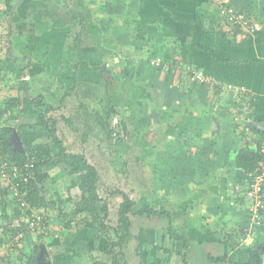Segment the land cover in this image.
I'll return each instance as SVG.
<instances>
[{
    "label": "crops",
    "instance_id": "obj_1",
    "mask_svg": "<svg viewBox=\"0 0 264 264\" xmlns=\"http://www.w3.org/2000/svg\"><path fill=\"white\" fill-rule=\"evenodd\" d=\"M66 5L92 22L80 37L100 33L105 42L87 47L80 38L75 41ZM218 5L246 14L259 35L234 33L218 15ZM50 16L67 26L50 27ZM0 37L5 42L0 102L14 99L18 105L14 110L4 105L0 114L12 121L16 133H29L30 146L46 135L37 120L40 101L63 111L72 107L65 121L86 137L83 142L109 143L98 133L105 126L100 117H107L108 100L118 104V112L124 106L130 110L133 145L136 135L155 129L156 137L142 143L143 150H153L144 170L150 174L148 190L157 196L148 201L157 205L161 198L158 206L170 220L163 228L155 223L142 228L148 243L157 247L136 251L128 264L243 263L246 246L264 244V219L253 234L247 231L246 178L234 168L242 146L255 150L264 140L254 131H264L258 126L264 123V0H0ZM103 44L112 46L111 53L100 55L94 48ZM156 56L169 61V70L149 63ZM186 66L201 71L206 82L194 81ZM18 68L23 72L12 86L7 73L16 74ZM228 85L243 87L250 100L227 90ZM59 164L65 173V163ZM55 189L67 203L62 186ZM21 243L15 264H25L31 255H24ZM69 254H48L49 264L67 263ZM216 257L225 260L212 263Z\"/></svg>",
    "mask_w": 264,
    "mask_h": 264
},
{
    "label": "trees",
    "instance_id": "obj_2",
    "mask_svg": "<svg viewBox=\"0 0 264 264\" xmlns=\"http://www.w3.org/2000/svg\"><path fill=\"white\" fill-rule=\"evenodd\" d=\"M223 6L228 7V5ZM65 9L72 19L71 29L73 32H76L74 40H79V38H82L80 36L84 34L85 31L87 32V28L92 22L87 18L86 14H81L79 11L72 9L67 5L65 6ZM236 13L238 15H245V21L247 25L252 28V30L246 31L242 29L243 25L240 24V21L236 23V25L230 26L224 20L225 24L232 28L234 33H242L246 36H258L260 30H257L254 23H252L253 21L251 18L247 17V15L243 12L236 11ZM48 18L49 20L47 23L50 25V27L55 26L61 28L67 26V22L61 19L54 20L51 16ZM155 58L162 59V61L168 65V69H166V71L169 70V64L167 63L168 61L165 60L163 56H156ZM158 68L161 69V67ZM185 69L188 76L190 77L191 75L192 78L191 68L186 66ZM40 102L41 104L39 107L42 109V111L40 112L37 120L40 126L44 128L43 131L45 132L43 133H47L46 137L49 139V141L42 140L40 142H36V144L33 146L23 148L22 151H15L13 144H11V137L14 130L11 127H0V166L3 163H6L7 167L9 168H20L25 163L33 164V167L31 168L32 178L25 185V188H23V193L21 196L30 208L36 210L38 213L45 212V215L43 216L41 224L36 227L35 232L31 235L37 234L40 237L46 236L50 232L57 231L60 227L68 231L81 228L84 226V222H88L87 218H89V221H92L97 226L98 232L100 234L103 233V235L107 238V244L104 249V253L110 258L109 264H128V258L124 252V248L131 238L137 240V246L135 248L136 251L143 252L147 246L157 247V245L154 243H148L142 228L139 229L136 236H133L130 233L132 228L131 217L138 216L149 219L166 218V220H170L169 213L163 207H161V204L158 206V204L161 203V198L157 200V205H152L148 199L142 195L139 197L140 199L132 198L119 188L110 191L106 186V191L104 193L105 197H102L101 193L99 192V179L101 177L99 171H97L95 167L90 166L84 156L81 154L67 153L66 148L63 146V142L56 133L57 120L50 117V113L53 112L54 109L53 106L47 104L44 101ZM4 105L9 110H14V108H17L18 106L14 99L3 103L0 107L1 110H3L2 106ZM106 107L107 109L105 110V115L107 117H104V119L100 117L101 123L107 126V129L105 126H102V139L111 143L113 141L112 136L115 134L118 138V142H126L123 138L119 137L118 132L124 131L129 135V137L132 136V131L129 126L131 119H120V112L116 110L115 106L110 104L109 100L106 103ZM0 113H2V111H0ZM113 117H119V121L116 123L115 128L110 129V121ZM254 131L264 138V131H261L260 129H255ZM17 135L22 140L23 147L25 142L20 131H17ZM138 136L140 135H136L135 138L137 139ZM82 140H86V137H83ZM258 148L259 147L253 150L244 145L238 150V152L235 153L234 168L244 173L245 178L246 174L254 171L258 164L262 162V156L259 154ZM58 159L60 162L68 163L70 170H72V181L70 184L68 183V186H66L68 187V191H74L76 192V195L79 194V197L76 198V201L73 203V209L70 212L64 211L62 207L67 203L62 198V194L60 193L59 189H54V193H52L51 197H48L47 193L45 192L46 183L48 180L50 181L49 169H51V165L57 162ZM125 165L126 163H123L122 160L121 166L123 167ZM7 194V189L0 187V197H2L0 204V217L9 221L14 217H19L21 215V210L14 206ZM115 195L119 196L121 200L116 212L117 224L116 226L111 227L105 221L109 214L107 202L109 197ZM162 201H164V199H162ZM194 204V200H190L188 201L187 206L192 208ZM173 205L176 206V204ZM136 206L141 207L135 211ZM8 210H10V212ZM48 210H51V213L53 214L51 217L49 216L50 213L48 214ZM6 228H4L6 229V231H4L5 235L10 232H15V229H9V227ZM229 232L231 234H235L236 230L234 231L231 229ZM228 237H230V235L227 233V238ZM227 243L232 244L233 242L227 240ZM262 244L263 243H258L254 244L253 246H246V262L242 263L236 261L233 262V264H262V259L259 252ZM16 245H13V247ZM262 246H264V244ZM38 253L39 248H33L26 264H39L40 260L38 259ZM210 260L212 263H219L224 261L225 258L216 257L211 258ZM92 264H103V262L94 261Z\"/></svg>",
    "mask_w": 264,
    "mask_h": 264
},
{
    "label": "rangeland",
    "instance_id": "obj_3",
    "mask_svg": "<svg viewBox=\"0 0 264 264\" xmlns=\"http://www.w3.org/2000/svg\"><path fill=\"white\" fill-rule=\"evenodd\" d=\"M220 5H218L219 8ZM236 11V10H235ZM72 33H74L72 31ZM84 35V34H83ZM22 40V47L25 49L26 44V38H19ZM81 40V45L82 46H87L89 47L90 45L95 46L105 42V40L101 37V34L98 33L97 37H88L86 38L83 36ZM0 59H3L4 57V52H5V42L3 37H0ZM94 47L97 49H100L99 53L100 55H103L108 51L111 53L112 46H108L107 44H103V47ZM23 49V50H24ZM25 53H23L24 55ZM109 56V55H108ZM24 57V56H23ZM4 60V59H3ZM1 61V60H0ZM112 59H110L109 62H111ZM4 62V61H1ZM169 62V61H168ZM170 64V63H168ZM3 65V63H0V66ZM24 70L26 69L23 68ZM23 69L18 68L17 73H13L10 75L7 73L9 78L11 79L12 86H15V83H19L17 80L21 75L19 73L23 72ZM1 73V71H0ZM20 80V79H18ZM22 81V80H21ZM3 89V88H2ZM2 89H0V97H2ZM115 93V92H114ZM121 98V97H119ZM123 99H125L123 97ZM120 100V99H119ZM121 102V101H120ZM54 103L53 106V113L50 114V117L55 118L57 120L56 124V133L58 137L61 139L63 144H65V148L67 153L71 154H81L86 158V161L88 164L93 165L97 171H99L100 174V179H99V192L101 193L102 197H105V191L106 187L110 191L119 188L121 191L125 192L126 194L130 195L132 198H137L140 199L139 197L142 195L146 197L148 200H154L156 199V194H154L152 191L149 192L148 190V183H149V178L150 174L145 168V165L148 164V160L153 156L151 153L152 151H146L143 150V145L142 143H146L147 140L156 137V131L155 129L153 132H149L148 134H144L142 137L140 136L137 138L136 141H134V145L132 142L131 136L129 137L128 134H126L124 131L123 132H118L119 137L123 138L124 143H121L120 141L118 142L117 136L113 132L112 136V142L111 144L106 143V142H100L97 144L96 140L93 141L88 140L86 142L82 141L81 135L76 132H72L71 128L68 126L67 122L65 121V116L67 115V112H71L73 109L72 107L70 108H63L66 111L61 110L58 107V105ZM115 107L118 106L114 104ZM0 107H1V102H0ZM119 108V107H118ZM120 109V108H119ZM1 111V108H0ZM120 112V119H126L130 118L131 113L130 110L127 109L125 106L121 108ZM143 115V114H140ZM125 117V118H124ZM6 116H0V127L5 126V127H11L12 121H10ZM119 121V117H115L113 125H110V128H115V123ZM115 124V125H114ZM13 128V127H12ZM98 128V127H97ZM96 128V129H97ZM44 130V128H43ZM42 130V131H43ZM45 132V131H44ZM99 134H103V131H99ZM47 134V133H46ZM29 133L24 134V142L25 145L22 147L26 148L30 146V136H28ZM16 136H12L11 139H15ZM95 137V136H94ZM21 140V139H20ZM44 140L49 139L44 136ZM22 142V140H21ZM83 142V143H81ZM96 143V144H95ZM11 144L14 146V150H17L15 142H12ZM34 145V144H33ZM31 145V146H33ZM102 145V146H101ZM21 149V148H20ZM57 152V150H56ZM119 159V160H118ZM122 160L123 163H126L125 166L122 165ZM59 159L57 162H55L53 165H51V169H49L50 173V181L48 180L46 183V190L45 192L47 193L48 197H51L52 193H54L55 188H60L62 186L61 192H63L66 196L68 195V202L67 204L63 205V209L66 212H70L73 209V203L76 201V198L79 197L76 195V192H70V191H64L66 190V187L63 188L64 186H68V182L66 180H69L68 173L67 171L69 170V164L65 163V173L63 171V164H59ZM148 166V165H147ZM66 185H65V183ZM76 189V188H74ZM71 197V198H69ZM151 197V199H150ZM6 199V198H4ZM3 199V200H4ZM136 199V200H137ZM120 197L115 195L112 197H109L108 199V210L109 214L107 219L105 220L106 223L114 227L117 224V208L120 203ZM144 200V199H142ZM2 201V197H0V204ZM155 202V201H154ZM156 204V203H153ZM141 207V206H140ZM139 206H136L135 211H137ZM1 210V206H0ZM10 212V210H8ZM50 213V214H49ZM42 218L45 215V212L39 213ZM48 214L51 217L53 214L51 213V210H48ZM1 215V214H0ZM248 216V215H247ZM84 222V226L81 228H76L74 230H64L63 228H59L57 231L50 232L46 236H38L37 234L30 235L26 237V239L23 240V243H21V246L23 247V253L25 252L24 255H29L32 252L33 248H39V253H38V259L40 258V264H49V256L52 258L53 253L54 256H63L66 253L69 252V256L66 258V262H62L59 264H92L94 261H102L103 264H109L110 258L104 253V249L107 244V238L102 234H100L97 230V226L92 222L89 221ZM264 219V217H263ZM131 222H132V228L130 233L133 236H136L138 234V231L140 228L147 227V226H152L155 223V226H158L160 228V224H162V228L167 223L168 221L166 218L164 219H157V218H145V217H138V216H132L131 217ZM152 223V224H151ZM8 221L7 220H0V253L2 255V258L4 260L0 259V264H15L14 257H18V250L17 251V246H14L11 244L10 241H8L9 234L7 235L4 234V231H6ZM156 227V228H158ZM257 227V228H256ZM6 228V229H4ZM260 226H254L251 225L248 227L247 231L250 232V234H253V231L256 229H259ZM136 246H137V240L132 239L126 244L124 248V252L126 253V256L128 258V261L131 260L135 256L136 253ZM12 248L14 249L12 251ZM73 250V251H72ZM54 251V252H53ZM18 252V253H17ZM48 253V254H47ZM47 255L48 258L45 257ZM68 255V254H67ZM52 261V259H49ZM70 261V262H69ZM24 261L20 260V264H23ZM19 264V263H16ZM26 264V263H25ZM262 264H264V253L262 254Z\"/></svg>",
    "mask_w": 264,
    "mask_h": 264
},
{
    "label": "built area",
    "instance_id": "obj_4",
    "mask_svg": "<svg viewBox=\"0 0 264 264\" xmlns=\"http://www.w3.org/2000/svg\"><path fill=\"white\" fill-rule=\"evenodd\" d=\"M219 16L222 17L230 26L236 25L240 21L244 30L251 31L252 28L247 25L244 15H238L231 7L220 5L218 8ZM150 64L161 69H168V65L160 58L152 59ZM192 79L199 83L206 82L205 75L198 70L192 71ZM230 92L243 93L244 100H250V95L247 94L243 87L232 85L227 86ZM116 124V123H115ZM114 124V125H115ZM258 152L262 156V162L254 169V171L246 174L244 183V196L246 203V212L250 220V224L260 226L263 224L264 217V140L258 146ZM32 163H25L20 168H9L6 163L0 166V187L7 189V195L13 202L14 206L21 210L19 217L12 218L7 227L15 229V232H10L8 241L12 245L21 243L26 237L35 232V229L42 222V216L34 209L30 208L22 199L23 188L32 178L31 168ZM0 220H3L0 217ZM23 222V224H22Z\"/></svg>",
    "mask_w": 264,
    "mask_h": 264
},
{
    "label": "water",
    "instance_id": "obj_5",
    "mask_svg": "<svg viewBox=\"0 0 264 264\" xmlns=\"http://www.w3.org/2000/svg\"><path fill=\"white\" fill-rule=\"evenodd\" d=\"M258 126L261 127V128H264V123H260ZM12 136H16L15 139H14V141L12 139V142H15L16 147H17V150L22 151V143H21V140H20V138L18 137V135H17V133L15 131H13Z\"/></svg>",
    "mask_w": 264,
    "mask_h": 264
},
{
    "label": "clouds",
    "instance_id": "obj_6",
    "mask_svg": "<svg viewBox=\"0 0 264 264\" xmlns=\"http://www.w3.org/2000/svg\"><path fill=\"white\" fill-rule=\"evenodd\" d=\"M9 221H10V220H9ZM9 221H8V222H9ZM7 234H8V233H7Z\"/></svg>",
    "mask_w": 264,
    "mask_h": 264
}]
</instances>
